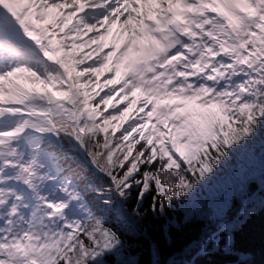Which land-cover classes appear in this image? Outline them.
<instances>
[{"label":"snow or ice","instance_id":"obj_1","mask_svg":"<svg viewBox=\"0 0 264 264\" xmlns=\"http://www.w3.org/2000/svg\"><path fill=\"white\" fill-rule=\"evenodd\" d=\"M114 30L127 40L108 47ZM0 69V122L24 117L0 127V264H103L121 246L106 223L112 200L88 201L80 179L107 177L105 191L123 198L148 165L144 177L170 202L190 190L188 174L212 171L214 150L250 135L264 120V0H0ZM25 74L33 86L14 79ZM57 83L65 90L50 92ZM138 93L140 115L114 135ZM117 96L125 107L113 106ZM164 97L219 113L193 123L182 103L161 106ZM49 183L60 198L41 191Z\"/></svg>","mask_w":264,"mask_h":264},{"label":"trees","instance_id":"obj_2","mask_svg":"<svg viewBox=\"0 0 264 264\" xmlns=\"http://www.w3.org/2000/svg\"><path fill=\"white\" fill-rule=\"evenodd\" d=\"M234 78V83L244 79ZM49 141L56 142L45 137V144ZM213 156L219 158L211 160L212 171L202 179L199 173L188 174L197 199L188 205L183 186L170 202L159 196L152 176L143 175L154 171L148 165L141 166L134 176L140 183H133L123 198L105 191L107 177L84 173L79 185L88 201L103 206L101 202L111 198L106 223L121 241L118 251L104 255L103 264H264V120L238 143L221 145ZM80 163L86 158L80 157ZM161 179L175 185L179 177L162 173ZM145 183L150 185L147 190ZM44 187L50 198H60L56 184ZM21 191L34 206L32 193ZM119 207L128 226L114 216Z\"/></svg>","mask_w":264,"mask_h":264},{"label":"rangeland","instance_id":"obj_3","mask_svg":"<svg viewBox=\"0 0 264 264\" xmlns=\"http://www.w3.org/2000/svg\"><path fill=\"white\" fill-rule=\"evenodd\" d=\"M67 31V29L65 30ZM88 35H91V34H88ZM127 36L128 34L127 33H123V34H119L117 32V30H114L113 34L111 36H109L107 38V40L105 41L106 45L108 47H111V45L113 43H116L120 46H122L123 42L127 40ZM78 40H83V41H87L88 40V36H83V37H80V38H77ZM91 47H95V45H91ZM108 48L106 47L105 48V51H107ZM88 51H90V46L85 43V47H83L82 49H78L77 50V54L78 55H82L84 53H87ZM95 53L93 54V58H95ZM2 70V69H0ZM121 71L123 72V69H121ZM113 75L112 72H105L101 77H100V84L103 85L104 84V81H105V78L107 77H111ZM20 78L21 77H17V78H14L16 81H20ZM4 86L5 88H9L10 85L8 84V82H5L4 83ZM42 87V86H41ZM108 87H119V84H116V85H106L103 89V91H106ZM49 91L50 92H53L52 88H49ZM62 91H64V89L62 88ZM94 91H99L100 94L102 95L103 94V91H101L100 89V86L98 85ZM123 94H121L122 96ZM139 99L137 100V103L133 106V108L130 110L129 112V115L127 117V119L123 120V121H118L116 123H118L120 125L119 128H117L116 132L115 133H119L120 131H122L123 127L127 126L128 123H132L131 120L136 118L138 115H140V113L137 111L140 107V101L143 99V95L141 93H138L137 94ZM121 96H117L112 104L113 106H115L116 108H123L126 106L127 104V100H121ZM98 99V97H97ZM166 99L167 102H172V103H177V104H183L184 106L179 109V111H181V113L183 112H189L191 113V120L193 123H198V124H203V120L201 119L200 115H198V113H202V112H207V111H212V112H216L217 109L216 108H212V109H203L200 107L199 102L198 101H180L178 99H174V98H168V97H164L162 99L159 100V103ZM164 105H166V101L164 102ZM113 108L112 107H109L107 109V111H112ZM24 117L22 116H9L7 117V120H8V123L7 125L3 126V127H6V128H11V127H14L16 125V123L19 121V120H22ZM183 136H184V132L181 130L180 132V140L182 141L183 140ZM51 138H54V137H51ZM10 187H15V185H9ZM188 198L186 201H184V204H194V200H197L196 199V193L194 191L193 188H191L190 190H188ZM30 205V204H29ZM31 208V206H30ZM120 210V207L118 210H114V216L116 217V219L118 221H120L121 223H123L124 226H128L129 225V222H128V219L123 215L121 214L122 212L119 211Z\"/></svg>","mask_w":264,"mask_h":264},{"label":"bare ground","instance_id":"obj_4","mask_svg":"<svg viewBox=\"0 0 264 264\" xmlns=\"http://www.w3.org/2000/svg\"><path fill=\"white\" fill-rule=\"evenodd\" d=\"M52 90H53V92H59V91H62V88L60 87L59 83H57L56 88H52ZM7 123H8V120L6 118L4 121L0 122V127L7 125Z\"/></svg>","mask_w":264,"mask_h":264}]
</instances>
